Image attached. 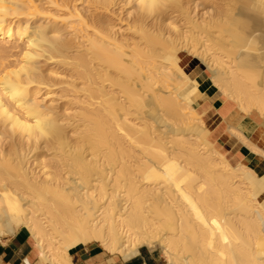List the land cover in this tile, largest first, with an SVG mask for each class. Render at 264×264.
Instances as JSON below:
<instances>
[{"label": "bare ground", "instance_id": "1", "mask_svg": "<svg viewBox=\"0 0 264 264\" xmlns=\"http://www.w3.org/2000/svg\"><path fill=\"white\" fill-rule=\"evenodd\" d=\"M38 1L0 0V239L25 229L41 264H68L89 243L123 262L160 247L167 264H264V175L239 153L264 158V0L201 12L194 0H120V24L90 22L73 0ZM76 1L111 11L118 0ZM69 28L81 42L69 45ZM181 51L198 58L221 109L197 101L199 73ZM47 61L89 81L68 117L45 84ZM258 111L246 134L242 118ZM221 122L232 160L212 131ZM7 136L30 153L45 143L57 166L42 158L30 170Z\"/></svg>", "mask_w": 264, "mask_h": 264}, {"label": "rangeland", "instance_id": "2", "mask_svg": "<svg viewBox=\"0 0 264 264\" xmlns=\"http://www.w3.org/2000/svg\"><path fill=\"white\" fill-rule=\"evenodd\" d=\"M218 2L220 4H223L227 0H194L191 1L192 6L195 8L196 12H201L203 9H208L210 4L212 2ZM41 4L45 6H49L46 0L38 1ZM80 1L73 0L70 5L73 7L74 5H79L80 8L83 9V12L87 15L89 14L88 18L90 19V22L92 20H95L97 23H113V24H120L126 23V21H121L120 18L123 17L125 12V7L122 5V2L120 0L117 1L116 5L111 6V11L109 10H100L95 9L92 10L91 8L86 7L87 3H83ZM130 5H128L129 7ZM206 7V8H205ZM57 7H52V9H56ZM92 13V14H91ZM180 10H175L173 8L169 9V13H167L166 19L169 20L170 16H173L177 18V20L181 19ZM97 15H100V17H97ZM166 21L165 23H167ZM183 21L179 20L178 24H182ZM63 36L69 41V45H73L74 42H81V38H78L77 34L69 28L68 30L64 31ZM70 54L72 56H76L80 53L84 52L83 48L80 47H74L69 50ZM181 55V63L185 66H187L189 69H191V72L196 73L198 72L199 78H209L208 74L201 70L200 63L198 61V58H195L191 56L190 54L186 53L185 51L180 52ZM16 57V56H15ZM13 59V58H12ZM52 70H55L59 73V75L53 74ZM78 70H74L72 66L63 63V62H52L47 61L44 62L43 65V73L45 75V84L50 85L55 89L56 91V101L53 103L55 109L57 112L64 116L68 117L69 114H74L77 108L80 106V100L86 99L87 95L84 93L81 88L84 87V85L88 84V80H85L80 77ZM200 71V72H199ZM198 102L196 101V104ZM254 109V108H253ZM256 112V111H254ZM257 119L259 121L262 120L263 115L260 114L258 111L257 114L253 116H247L243 117L240 122V128L245 129L247 133H251L254 126L257 123ZM206 123L210 122L211 118H204ZM224 125L223 122L221 124L215 125V127L212 129L215 136H217V139L219 140L220 144L224 147L226 151V156L228 159L232 160L234 155V151L229 148V138H225L222 136V126ZM159 127L163 130L165 127H163L161 124ZM69 129H71L69 127ZM216 138V137H215ZM4 146L8 150L16 149L20 153H25L27 155L26 157V165L30 170L38 171V161L40 159H45L47 163H49L51 166L55 167L57 166L59 162V158L55 157L53 154V151L46 146L45 143L41 145V147L32 153L29 152V147L26 144L25 140H21L18 137H11L7 136L6 140L4 141ZM138 156V158L142 157V154L140 153L138 148H135L134 157L133 160H135V156ZM62 174H64V171H62ZM143 255L138 257L135 260L129 261V264H167L165 262V259L162 254V250L160 247L156 248L155 251L150 252L147 249H142Z\"/></svg>", "mask_w": 264, "mask_h": 264}, {"label": "crops", "instance_id": "3", "mask_svg": "<svg viewBox=\"0 0 264 264\" xmlns=\"http://www.w3.org/2000/svg\"><path fill=\"white\" fill-rule=\"evenodd\" d=\"M198 81L202 94L197 101L210 99L214 109H221L223 100L220 96H216V88L210 80L206 77H198ZM242 130L250 134L245 129ZM239 153L256 172L264 175V158L258 157L244 145L239 147ZM38 252L35 241L25 229H20L12 236L0 239V264H41ZM69 255L68 264H129V262H123L120 257L106 252L100 243L80 244L72 248Z\"/></svg>", "mask_w": 264, "mask_h": 264}]
</instances>
